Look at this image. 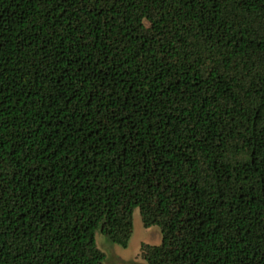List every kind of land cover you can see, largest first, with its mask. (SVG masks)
Returning a JSON list of instances; mask_svg holds the SVG:
<instances>
[{
	"label": "trees",
	"instance_id": "obj_1",
	"mask_svg": "<svg viewBox=\"0 0 264 264\" xmlns=\"http://www.w3.org/2000/svg\"><path fill=\"white\" fill-rule=\"evenodd\" d=\"M136 209L119 264H264V0H0V264H115Z\"/></svg>",
	"mask_w": 264,
	"mask_h": 264
},
{
	"label": "rangeland",
	"instance_id": "obj_2",
	"mask_svg": "<svg viewBox=\"0 0 264 264\" xmlns=\"http://www.w3.org/2000/svg\"><path fill=\"white\" fill-rule=\"evenodd\" d=\"M158 228V226L144 227L140 212L136 209L133 216V234L128 247L124 248L113 243L100 231L96 232L97 245L115 264L122 263L127 259L141 260L142 244L154 245L161 242V232Z\"/></svg>",
	"mask_w": 264,
	"mask_h": 264
}]
</instances>
